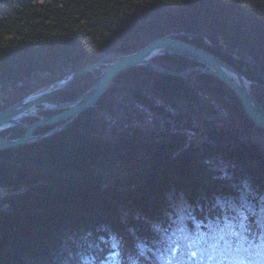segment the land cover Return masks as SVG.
<instances>
[{
  "label": "trees",
  "instance_id": "16d2710c",
  "mask_svg": "<svg viewBox=\"0 0 264 264\" xmlns=\"http://www.w3.org/2000/svg\"><path fill=\"white\" fill-rule=\"evenodd\" d=\"M174 33L239 71L264 110V0H0V111ZM102 67L47 99L74 100ZM263 140L217 78L129 67L65 128L0 150V264H264Z\"/></svg>",
  "mask_w": 264,
  "mask_h": 264
},
{
  "label": "water",
  "instance_id": "95a60500",
  "mask_svg": "<svg viewBox=\"0 0 264 264\" xmlns=\"http://www.w3.org/2000/svg\"><path fill=\"white\" fill-rule=\"evenodd\" d=\"M182 34H167L155 37L140 49L130 53H110L102 56L96 62L74 70L46 87L30 93L0 111V131L13 126L25 128L24 133L16 138L0 136V150L30 143L49 137L69 125L80 112L92 107L105 92L112 79L123 70L137 66L148 65L160 73L184 75L198 70L209 74L227 87L239 99L244 112L253 123V128L264 131V110L250 89L249 81L235 68L213 55L209 51L180 39ZM163 54H177L187 57L198 65L181 72H173L156 65L152 58ZM102 67L100 77L81 95L72 101L53 102L47 98L62 91L76 77L83 73ZM43 110H58L50 116H39L33 122L22 120L38 115ZM64 121L62 123H58ZM51 125L42 133H35L39 126Z\"/></svg>",
  "mask_w": 264,
  "mask_h": 264
},
{
  "label": "rangeland",
  "instance_id": "374dc122",
  "mask_svg": "<svg viewBox=\"0 0 264 264\" xmlns=\"http://www.w3.org/2000/svg\"><path fill=\"white\" fill-rule=\"evenodd\" d=\"M154 63V62H153ZM157 65V64H156ZM86 91V90H85ZM262 144L264 146V140L262 141ZM5 195L4 190L0 187V198Z\"/></svg>",
  "mask_w": 264,
  "mask_h": 264
}]
</instances>
